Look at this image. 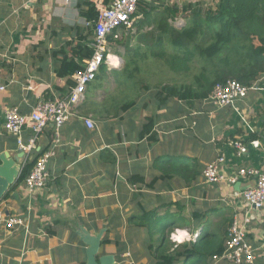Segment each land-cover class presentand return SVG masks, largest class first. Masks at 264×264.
Here are the masks:
<instances>
[{"label": "crops", "instance_id": "1", "mask_svg": "<svg viewBox=\"0 0 264 264\" xmlns=\"http://www.w3.org/2000/svg\"><path fill=\"white\" fill-rule=\"evenodd\" d=\"M109 1L0 0V85L5 87L0 89V169L12 179L0 203L26 223L0 229V264H159L162 254L174 252L178 255L173 264H192L197 255L181 254L182 246L210 234L226 239L234 216L254 248L252 264H264V207L251 210L233 195V190L252 185L253 179L239 177L229 184L208 183L202 177L205 165L220 154L225 156L223 175H233L242 166L264 168V74L232 105L215 106L209 95L164 98L161 87L180 85L183 76L178 78V71L172 76L171 68L170 74H163L161 67L151 69L146 51L155 47L159 31L153 23L142 24V9L126 34L111 43V66L102 65L87 85L85 100L61 125L57 143L47 127L34 147L25 150L17 135L4 129L7 109L26 115L39 100L68 93L73 82L56 74L62 51L69 52L70 43L91 27L81 9L91 4L97 10ZM144 2L151 19L164 7L198 6L199 0ZM186 15L180 11L168 22L174 26L172 20L181 17L185 23ZM92 39L93 33L82 41L88 47ZM167 43L161 47L175 49ZM84 59L74 58L78 63ZM126 60L137 64L133 73L142 72V78L132 84V93L123 96L125 90H119L116 78ZM140 62L144 68L138 67ZM151 72L158 80L147 78ZM109 79L114 83L110 90L105 87ZM84 118L94 126L87 127ZM149 119L151 128L144 132ZM31 133L27 127L21 132L24 145ZM235 140L245 145L244 153L237 154ZM55 143L47 162L48 183L27 191L19 179L22 167ZM184 167L195 177L185 179ZM247 210L250 219L243 222ZM151 211L164 216L160 223L147 214ZM224 250L225 246L217 255ZM201 261L236 264L209 255Z\"/></svg>", "mask_w": 264, "mask_h": 264}, {"label": "trees", "instance_id": "2", "mask_svg": "<svg viewBox=\"0 0 264 264\" xmlns=\"http://www.w3.org/2000/svg\"><path fill=\"white\" fill-rule=\"evenodd\" d=\"M216 1L214 8L208 7L205 11L191 3L183 7L167 6L156 12L158 14L151 19H148L150 7L144 1L138 4L137 10L142 9L144 13L142 24L153 23L155 29L159 31L154 41L155 47L149 48L150 56L162 58L167 51L161 47V43L166 41L176 50L172 56L176 67L171 66V69L179 72L177 67L181 64L180 72L186 75L196 68L193 73L191 72L189 82H186L187 78L183 76L180 85L162 86L160 92L165 93L164 98L206 97L217 82L235 79L250 86L261 74H264V0ZM180 11L188 13L185 16L186 22L181 27L170 25L168 18H173ZM81 13L91 24L97 17V10L91 4H87L86 9H81ZM92 33L93 29L88 26L86 35H80L75 43H70L69 52L62 51L63 55L56 71L58 76L66 77L68 82H73L71 75L82 65L74 58L81 60L91 55V49L82 40L87 38L90 40ZM108 38L111 40L110 36ZM152 48L160 50L158 52ZM138 54L146 55L145 52ZM151 125L152 120L149 119L143 131L147 132ZM36 157L24 164L19 176L20 180L28 174ZM195 175L196 173L193 172L190 176L186 168H183L185 179H192ZM147 214L158 223L164 218L154 211ZM225 236L223 239L220 235L201 236L191 244H184L180 253L185 256L196 254L198 259L192 264L195 262L201 264L199 262H202V258L207 255H217L223 250ZM177 253L162 254L159 264H173Z\"/></svg>", "mask_w": 264, "mask_h": 264}, {"label": "built area", "instance_id": "3", "mask_svg": "<svg viewBox=\"0 0 264 264\" xmlns=\"http://www.w3.org/2000/svg\"><path fill=\"white\" fill-rule=\"evenodd\" d=\"M146 0H110L106 5H100L97 9V17L94 23L90 24L93 29V39L89 41L88 47L92 53L85 58L82 65L72 74L73 85L68 93L59 98L41 99L37 102L29 114H21L16 108L7 109L4 112V129L17 135L19 147L31 150L34 147L37 137L47 127H51L55 142L58 141L59 129L70 116L76 113V107L85 100L86 87L97 77L100 67L111 66V43L121 38L122 34L132 27L135 20L139 18L136 14L138 4ZM184 19L174 18V26L183 25ZM108 36L111 37L109 40ZM0 85V89H4ZM254 86H247L235 79H227L225 82L214 84L209 94L210 101L218 107L232 105L236 98L244 97L248 90ZM87 127L94 124L90 118H84ZM31 130V136L27 144L21 140V132L24 128ZM56 143L44 152H41L35 159L32 168L23 179L27 191L33 192L46 186L50 178L47 169L48 159L55 152ZM257 145V141H252ZM232 145L237 154L246 151L245 145L240 140H235ZM224 154L218 155L214 160L208 162L202 170V177L208 183L225 181L234 183L237 178L253 179V184L242 190H233V195L240 197L252 209L264 207V168L262 167H239L235 174L223 175L220 173L221 164L224 162ZM250 219L249 210L245 211L243 222ZM25 220L20 214L6 212L0 203V229L12 230L25 226ZM225 250L215 259L223 258L236 264H252L255 257L254 248L245 241L244 226L239 223L236 216L228 227L227 238L224 242Z\"/></svg>", "mask_w": 264, "mask_h": 264}, {"label": "rangeland", "instance_id": "4", "mask_svg": "<svg viewBox=\"0 0 264 264\" xmlns=\"http://www.w3.org/2000/svg\"><path fill=\"white\" fill-rule=\"evenodd\" d=\"M186 3V2H185ZM217 1L216 0H199L198 3H195V4H198L199 7L202 8L203 11H205V9H207L208 7H212L214 8L215 5H216ZM202 11V12H203ZM167 45H169V43H167ZM164 50L166 51V49L168 47H163ZM154 49V48H152ZM151 49H148V51L150 52ZM159 48H155L154 51H158L159 52ZM175 51L174 49H171L169 51L166 52V54L162 57V58H156L154 56H148L149 58H151L152 60H150L152 63H151V69H159L160 67L163 69V74H166L168 72V74L171 73V71H169L170 67L173 66V67H176V63L174 62V60L172 59V56L175 54ZM178 53V51H177ZM137 64H127L125 70L123 72H120L119 73V77H117L116 79L120 81L119 84V90H125V93L123 96H125L126 94H128V92H131L132 93V84H134L136 81H139L140 78H142L141 74L142 72H136V73H133V70H132V67L136 66ZM144 63H138V67H141V68H144ZM178 66H179V63H178ZM193 66V65H192ZM196 67V66H194ZM178 70L181 71V64H180V67H177ZM196 69V68H195ZM195 69L193 68L191 70V72L193 73L195 71ZM172 70V76L175 77V72L176 70L175 69H171ZM180 71L177 73V76L178 78H181L182 76L186 77L187 79H185L186 82H189V80L191 79L190 78V75H191V72H189L188 74L184 75L183 73H180ZM154 72V70H153ZM151 72V73H148V77L147 78H156L154 73ZM162 78H164L163 76H161ZM161 78V79H162ZM149 80V79H148ZM148 80L146 82H148ZM160 80V79H159ZM101 80H99L100 82ZM181 81H182V78H181ZM106 85L105 87L108 88V90H110V87L113 86V81L112 79H109L107 81H105Z\"/></svg>", "mask_w": 264, "mask_h": 264}, {"label": "water", "instance_id": "5", "mask_svg": "<svg viewBox=\"0 0 264 264\" xmlns=\"http://www.w3.org/2000/svg\"><path fill=\"white\" fill-rule=\"evenodd\" d=\"M3 167L6 168L7 166V160H4V157L2 158ZM0 197L1 195L7 190L8 184L12 181L11 176L4 170L0 169Z\"/></svg>", "mask_w": 264, "mask_h": 264}, {"label": "bare ground", "instance_id": "6", "mask_svg": "<svg viewBox=\"0 0 264 264\" xmlns=\"http://www.w3.org/2000/svg\"><path fill=\"white\" fill-rule=\"evenodd\" d=\"M110 58H111V61H113L114 58H113V57H110ZM111 63H112V62H111Z\"/></svg>", "mask_w": 264, "mask_h": 264}]
</instances>
